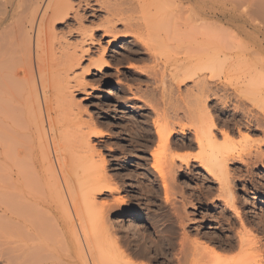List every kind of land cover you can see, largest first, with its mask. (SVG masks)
<instances>
[{"label":"bare ground","instance_id":"bare-ground-1","mask_svg":"<svg viewBox=\"0 0 264 264\" xmlns=\"http://www.w3.org/2000/svg\"><path fill=\"white\" fill-rule=\"evenodd\" d=\"M124 6L138 17H125ZM92 20L99 21L97 28L89 25ZM233 27L237 35L229 31ZM144 35L153 44L141 49L173 54L174 66L182 67L178 90L196 84L183 108L184 117L195 122L194 138L182 147L197 146L200 154H178L183 165L173 162V171L198 163L205 183L211 178L230 196L232 165L264 166V152L232 147L236 129L247 138L264 136V67H247L254 49L264 48V0H0V264H136L124 250L133 246L116 237L108 221L111 210L126 208L98 148L103 145L93 144L108 133L90 132L75 93L87 92L84 79L92 71L111 66L110 47ZM235 36L254 48L215 74L221 57L233 59ZM205 66L211 78L225 83L210 85L199 75ZM228 99L235 101L233 109ZM214 111H233L236 129L222 130ZM155 126L157 147L175 148L174 132ZM151 137L141 139L149 144ZM153 167L168 200L170 177ZM104 195L114 200L101 202ZM206 250L219 255L215 264H252ZM133 252L147 257L143 249Z\"/></svg>","mask_w":264,"mask_h":264},{"label":"rangeland","instance_id":"rangeland-1","mask_svg":"<svg viewBox=\"0 0 264 264\" xmlns=\"http://www.w3.org/2000/svg\"><path fill=\"white\" fill-rule=\"evenodd\" d=\"M122 9L125 17L139 15L128 6ZM107 16L105 13L104 21ZM98 24V20H92L89 25L97 28ZM119 28L124 31V27ZM229 31L234 35L239 33L236 27ZM133 38L110 47L108 62L111 66L103 73L92 71L91 76L85 77L84 82L89 87L87 92L75 91V102L81 108L84 120L92 124L90 132L108 133L105 138L93 139V144L103 145L98 148L107 159L108 172L115 175L113 185L120 189L116 196L126 201L124 210L108 213L112 232L118 234L116 237H122V241L129 240L133 247L125 246L124 250L136 264H169L172 261V264H179L180 260L181 264L216 263L219 255L209 253L206 250L209 247L222 253L224 259L241 257L252 264H264V166L232 165L230 196L224 192L223 195L220 185L213 184L211 178L205 183L198 163L192 162L190 167L184 166L182 172L175 173L173 162L183 165L178 154H200L197 146L182 147L194 138L190 127L195 122L184 117L183 108L188 104V91L196 84L186 82L178 90L180 72L177 69L182 67L174 66L173 54L172 58L159 50L153 55L148 54L141 47L151 44V38L145 35L141 40ZM108 41L104 42L107 47ZM246 41L244 36L236 38L233 59L221 57L215 64V74L235 65L236 57L254 48L250 40L249 43ZM252 57L247 67H264L263 47L255 48ZM199 75L212 86L225 83L224 79L211 78L213 73L207 66L200 69ZM194 94L199 95L197 91ZM228 102L233 109L235 101L228 99ZM178 108L182 109L180 114L175 112ZM232 115L233 111L227 114L214 111L222 130L236 129ZM155 122L161 131L174 132L175 148L157 147ZM148 133L153 136L149 144L142 140ZM244 136V132L239 134L236 129L232 144L235 150L264 152V146L260 147L263 135ZM153 165L170 177L168 200L160 173ZM112 199V196L104 195L100 201ZM181 246H185L183 251L187 253L180 252ZM133 248L143 249L147 257L135 255Z\"/></svg>","mask_w":264,"mask_h":264}]
</instances>
